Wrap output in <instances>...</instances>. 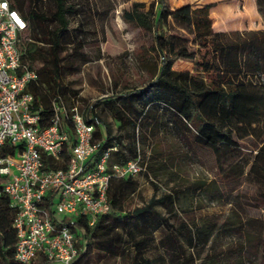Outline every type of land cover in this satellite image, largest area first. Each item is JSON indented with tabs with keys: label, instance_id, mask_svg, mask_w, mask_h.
I'll list each match as a JSON object with an SVG mask.
<instances>
[{
	"label": "trees",
	"instance_id": "1",
	"mask_svg": "<svg viewBox=\"0 0 264 264\" xmlns=\"http://www.w3.org/2000/svg\"><path fill=\"white\" fill-rule=\"evenodd\" d=\"M8 1L26 22L21 63L36 73L29 88L31 111L39 113L40 127L49 124L52 101L61 100L66 106L77 103L85 120L94 126V141L100 143L92 160L115 147L111 163L123 165L140 155L146 168L140 175L147 176L157 170L149 162L153 161L149 151L157 139L168 136L183 150L214 156L218 177L225 184L245 173L260 184L251 196L261 216L243 217L242 204L236 207L235 218L210 214L186 221L178 215L185 212L179 209L183 194L198 201L201 196L210 203L219 200L222 192L197 179L184 189L171 187L160 196L153 195L146 204L126 210L124 203L136 193L138 181L135 177L113 178L106 196L108 212L93 226L78 219L75 236L79 249L73 264H86L95 253L120 257L123 264H264V145L258 146L264 143L259 131L264 123V30L215 31L209 15L213 3L171 8L169 0H153L148 5L133 1L122 10L121 19L140 30L146 40L136 59L148 71L149 80L142 88L125 87L123 92L114 91L81 108L77 92L63 77L78 70L76 60L80 57L87 61L80 53L89 32L87 21L80 19L72 34L69 29L70 20L79 16L82 7L67 0H48L51 6L44 10L45 0ZM255 4L264 19V0H255ZM110 10L96 12L104 20ZM233 12L227 5L221 8L219 19ZM66 48H70L68 58ZM178 60L191 63L192 69L174 71L172 66ZM105 113L117 124L114 130L103 123ZM66 124L71 131L69 121ZM244 140L256 149L250 164L240 155ZM11 152L7 145L0 147L1 156ZM43 159L47 162V156ZM167 159L171 165L172 157ZM62 166L49 163L52 168ZM230 195L226 194L238 197ZM202 207L199 204L197 208ZM14 215L9 198L0 194V264H20L14 258ZM40 257L38 264H49Z\"/></svg>",
	"mask_w": 264,
	"mask_h": 264
},
{
	"label": "built area",
	"instance_id": "2",
	"mask_svg": "<svg viewBox=\"0 0 264 264\" xmlns=\"http://www.w3.org/2000/svg\"><path fill=\"white\" fill-rule=\"evenodd\" d=\"M25 33L18 10L0 0V147L12 150L0 155V194L15 209L17 262L29 264L43 256L49 264H73L79 249L76 216L93 226L109 210L111 179L135 177L146 168L140 155L123 165L111 163L115 147L92 160L100 143L77 103L52 101L49 124L40 127L39 113L31 111L29 88L36 73L21 63ZM49 163L64 166L52 168Z\"/></svg>",
	"mask_w": 264,
	"mask_h": 264
},
{
	"label": "rangeland",
	"instance_id": "3",
	"mask_svg": "<svg viewBox=\"0 0 264 264\" xmlns=\"http://www.w3.org/2000/svg\"><path fill=\"white\" fill-rule=\"evenodd\" d=\"M133 1L144 2L148 5L153 0H103L108 6L100 4L99 0H67L68 3H75L82 7L79 16H75L70 20L69 29L71 34L80 19L87 21L85 28L89 31L88 33L85 32V46L80 51L86 56L87 61L84 62L80 57L76 60L78 70L66 72L63 77L65 84L77 92L81 108L85 107L87 103H93L95 100L114 91H120L125 87L142 88L149 80L148 71L143 69L136 59V54L140 51V47L146 44V40L142 38L140 30L132 28L121 19L122 10L127 9ZM224 2H227L226 5L232 6L234 15L228 17L222 15L223 19L221 21L218 14L224 6ZM207 3L214 4L209 11V15L215 31L223 29L222 27H235L236 25H242L243 28L250 27L264 30V19L261 18L262 22L259 20L255 23L250 18L252 14L250 0H169L171 8L182 4L197 6ZM49 6H51L50 2L45 0L44 10ZM107 7L111 10L102 20L101 14L97 15V12H102ZM242 15L245 18L239 19L238 17ZM234 17L235 22H232ZM69 54L70 48H66L64 55L68 58ZM172 67L174 71H179L192 69V64L177 62ZM100 128H102L104 136V127L101 126ZM259 131H261L260 136H264V123H262ZM255 141L259 142V139L256 138ZM243 143L244 146L240 155L244 162L250 164L256 149L253 148L254 146L249 140H244ZM261 145H264V143L258 144L259 147ZM144 151L147 153L148 149L144 147ZM149 153L153 154V161L149 162L157 170L154 173L149 172L147 176H135L138 181V189L124 203L126 210L146 204L153 195L160 196L162 193L168 192L171 187L184 189L192 181L201 179L209 182L212 186H216L222 192L221 198L209 203L201 196H199L200 201H198V199L194 200L195 197L189 198L183 194L179 209H185V212L178 213L180 218L190 221L197 220L205 215L216 214L220 219H231L235 218V210H238V205L242 204L245 207L243 217L261 216L262 212L256 208L257 206H255L251 196L260 187L254 176L245 173L232 183L225 184L218 177L214 156L201 150H183L179 148L173 138L168 136H161L157 139ZM168 156L173 159L171 165L168 163ZM161 161H166L167 166H161ZM152 183L156 185L157 189L154 188ZM230 193L237 194L238 197L231 198ZM226 194L230 196H226ZM199 204L204 207L198 209ZM158 210L162 212L161 208H158ZM76 217L78 220L79 216ZM69 219V217H65V221ZM159 234L160 232L156 236H159ZM220 240L221 243H226L224 238H220ZM40 261L41 257L39 256L29 264H38ZM86 264H123V261L120 257L95 253L87 260Z\"/></svg>",
	"mask_w": 264,
	"mask_h": 264
},
{
	"label": "crops",
	"instance_id": "4",
	"mask_svg": "<svg viewBox=\"0 0 264 264\" xmlns=\"http://www.w3.org/2000/svg\"><path fill=\"white\" fill-rule=\"evenodd\" d=\"M250 3H251V7H252V14L250 16L251 20L254 21L255 23L256 22H259V20H260V22H262L261 17L259 15L258 11H257V7H256V4H255V0H250ZM226 4H227V2H224V6L222 8H225L227 6ZM178 6H181V5H177L176 7H178ZM238 18L239 19H241V18L243 19V18H245V16L242 15V16H239ZM241 26L242 25H236L235 27H222L223 29H218L217 31L228 32V31H233V30L249 31V30H258L259 29V28H250V27L243 28ZM177 62H185V61L178 60L175 63H177ZM174 64H173V66H174ZM172 69H174V68L172 67ZM185 70H189L190 71L191 69H182V70H179V71H185ZM116 92H123V91L120 90V91H116ZM101 117L103 119V123H105L107 126L111 127L113 130L115 129V127H116L117 124L113 121V119L111 118V116L109 114H106L105 113ZM101 126H103V125L100 124L99 127H101ZM100 129H102V128H100Z\"/></svg>",
	"mask_w": 264,
	"mask_h": 264
}]
</instances>
